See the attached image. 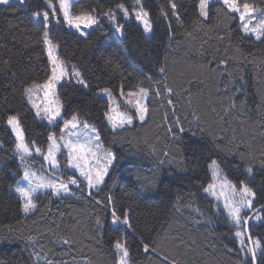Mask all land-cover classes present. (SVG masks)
<instances>
[{
	"label": "trees",
	"instance_id": "trees-1",
	"mask_svg": "<svg viewBox=\"0 0 264 264\" xmlns=\"http://www.w3.org/2000/svg\"><path fill=\"white\" fill-rule=\"evenodd\" d=\"M134 2L74 0V15L94 9L102 24L87 37L62 20L60 24L52 21L50 30L61 58L73 63L88 85L85 88L74 80L61 84L58 94L64 119L78 114L99 129L104 145L117 153L111 179L96 199L103 201L112 195L118 208L130 209L132 228L126 236L118 226H110L111 216L82 191L85 183L73 188L75 195L44 192L35 198V210L27 215L21 210L22 200L13 188L22 178V165L14 155L15 138L7 117L18 115L27 142L41 148L48 145V135L58 133L60 127L40 120L21 91L22 81L43 83L51 74L47 52L39 42L40 29L34 26L38 22L30 16L32 10H43V0H27L15 10L0 6V264H36L30 255L33 248L41 253L39 264H45V258L54 264H115L114 244L125 239L134 264H149V259L151 264H160L155 255L146 259L137 244L141 238L155 239L157 233L185 242L179 245L176 240L179 247L172 255L178 254L186 264H242L236 229L200 187L208 185L211 175L199 157H215L214 145H220L222 171L236 183L243 179L247 166L241 153L256 157L264 153V43L242 32L238 14L218 12V2L212 3L207 20L200 18L198 0H176L179 20L171 14L168 0H144L152 38L142 34L143 27L132 18L121 20L127 36L122 40L103 19L104 13L115 10L117 3L133 11ZM242 2L264 7V0ZM136 46L151 50L150 60L130 57L129 49ZM5 59L10 60L16 77L5 70ZM149 72L154 74L152 81L145 79ZM121 85L126 92L143 86L160 88L161 93L167 85L174 90L170 97L174 108L167 104L169 97L153 94L145 122L135 121L133 126L113 131L104 118L109 101L98 91L109 88L119 93ZM177 117L186 129L183 144L174 143L166 131ZM193 141L206 145L197 155L198 163L191 162L192 152L187 147ZM166 151L177 158L183 153L188 171H181L175 163L158 167ZM255 167L259 169L258 162ZM170 172L171 177L160 184V178ZM62 175L65 180L79 177L66 168ZM262 176L264 173L256 171L250 186L258 188ZM97 219L104 228L98 227ZM250 231L254 238L264 236V227L259 225ZM30 237L36 238L35 244L26 246ZM65 238L72 241L71 246L62 243Z\"/></svg>",
	"mask_w": 264,
	"mask_h": 264
},
{
	"label": "snow or ice",
	"instance_id": "snow-or-ice-1",
	"mask_svg": "<svg viewBox=\"0 0 264 264\" xmlns=\"http://www.w3.org/2000/svg\"><path fill=\"white\" fill-rule=\"evenodd\" d=\"M217 2L221 5L217 9L218 12H223L226 16H235L238 13L239 20L242 22V32L246 36L254 35L257 41L264 43V9L258 8L256 5L248 2L241 4L238 0H217ZM26 3L27 0H16L15 3H13V0H0V6H3L6 10H15L18 6L23 7ZM168 3L171 14L179 20V6L176 0H168ZM43 6V10H32L30 16L38 22L34 26L40 29L41 36L39 42L44 45L47 52L48 61L51 64V74L43 83L22 81L21 91L32 108L36 109L37 117L47 120L49 125H56L58 119L63 120V128L60 129L61 135L59 137L55 133L48 135L47 154H43L41 147L34 144L30 146L25 141L24 130L18 115H9L7 117V125L10 126L12 133L15 134V152L19 156L21 165L24 166L23 180L27 182L26 187L20 186L19 183L15 187V192L19 194L22 200L21 210L27 215L36 209L37 205L34 200V194L41 189H52L51 194L55 196H61L62 194L75 195L71 191L70 185L80 188L81 183H85L86 189L82 191H86L87 196L92 198L97 206H102L108 215L111 216L110 226H118L124 230L126 236L128 230L132 228L130 209L118 208L116 199L112 195L106 196L103 201L96 199V196L104 190V187H107L108 180L111 179V172L118 162L117 153L110 148H105L100 130L94 125H89L87 121H82L78 114H73L71 119H64L62 104H60L58 97L55 100L52 99L55 95L54 90L56 85L66 76H69V73L64 65V61L54 55V52L59 48V44L55 43L50 37L51 21L59 14H62L64 22L70 27L76 28L82 36H85L88 33L81 30V24H83L84 28H91L93 25H96L98 20L96 15L93 14L95 10L82 11L75 16L70 15L72 5L69 3V0H58V6L57 0H43ZM135 6H138L135 10V19L143 25L142 34H151L153 26L149 19L150 14L148 11H145L142 0H135ZM197 8L199 17L207 20L212 8L211 0H198ZM116 10L123 13L124 19L129 18V8L124 3H117ZM257 12L260 13V18L258 23L252 25V21L255 18L254 14ZM104 15L112 21L115 31L119 34L120 38L127 40V36L124 33V25L117 23L116 11L110 9ZM163 15L167 16L168 12H163ZM56 22L60 23L58 19ZM129 56H139L141 61L150 60L152 52L149 49H142L140 46H136L135 50L129 49ZM108 62L111 63L112 61L109 60ZM2 63L9 75L12 77L17 76V72L12 71L9 59L3 60ZM221 63L226 62L221 61ZM145 67H148V65H145ZM159 73L163 75L165 68L161 66ZM144 75L145 79L152 81L154 74L149 72ZM71 76L76 78V83L85 88L88 87L82 73L76 70L75 67H73ZM38 89L43 90L45 103L42 109L33 100V94ZM100 91L109 98L112 97L111 89L103 88ZM121 94L123 95V85H121ZM153 94L156 97L166 95L169 97L167 104L174 108L173 100L170 98L174 94V90L171 87L165 85L164 92L161 93L160 88L151 89L141 86L137 90L127 93L128 97H138L133 105L134 111L121 112L118 114L119 119H117L111 114L115 110L109 105V110L104 113V118L107 121L106 126H110L115 131L117 128L132 126L135 121L145 122L149 113V97ZM128 103L131 104L132 101L129 100ZM165 120H167V117H165ZM81 127L86 131H74ZM197 127H199L198 123ZM166 131L174 143H184L186 129L179 117L167 125ZM201 131L203 130L201 129ZM195 135L196 133L192 132V136L194 137ZM66 136L67 139L65 138ZM61 141H63V145H61ZM0 147H3V145H0ZM61 147L67 149V164L79 172V177L72 175L68 177L67 181L55 178L34 180L33 178L37 176V173L31 171L27 164V158L33 155V149L35 154L43 155V160L52 170L53 177H56V170L60 167L57 153L60 152ZM187 147L192 152L191 162L198 163L197 155L201 153V149L206 148V145L200 144L199 141H193L192 145ZM214 147L217 152L215 157L210 154L207 158H204L201 154L199 158L204 160L206 169L211 170L213 179L218 180L221 179V164L223 163L218 153L222 149L218 144H215ZM163 156L164 159L159 161L158 167L163 166L166 162L168 164L175 163L181 171H188L189 162L183 153L177 158L176 155H172L166 151L163 153ZM241 160L247 164L243 168V179H238L234 184L228 181L226 177L223 178V183L227 184L232 194L230 198L226 199L224 207L227 209L228 222L236 229L234 236L239 241V251L243 254L242 264H264V236L254 238L250 231L256 225L264 227V176L261 177L258 188L255 185L250 186L251 182L255 180L256 171L264 173V153H261L259 157L254 155L245 156L244 153H241ZM257 162L259 163V169L255 167ZM172 172H175V169ZM172 172L168 173V177H161L159 183L163 184L166 178L171 177ZM200 187L204 193L216 195L214 191L216 185L214 183H209L207 186L201 185ZM196 211L199 212L200 210L196 209ZM97 225L100 228L105 227L99 219H97ZM176 240H179V245L185 243L179 237L170 238L167 234L161 236L157 233L155 239L145 240L141 238L137 241V244L142 249V255L146 259L155 255L160 259V264H186V261L178 254L172 255V250L179 247ZM35 241V237H30L26 246L34 245ZM62 243L71 246L72 241L65 238L62 240ZM114 249L117 257L115 264H134L131 248L126 239L123 241L117 240L114 244ZM161 252L164 253L162 257ZM30 255L35 258L36 264H39L41 253L33 248ZM45 264H54V262L45 258ZM85 264H91V262L86 261ZM149 264H151L150 259Z\"/></svg>",
	"mask_w": 264,
	"mask_h": 264
},
{
	"label": "rangeland",
	"instance_id": "rangeland-1",
	"mask_svg": "<svg viewBox=\"0 0 264 264\" xmlns=\"http://www.w3.org/2000/svg\"><path fill=\"white\" fill-rule=\"evenodd\" d=\"M13 2H16V0H13ZM73 2H74V0H69V3L71 4V5H73ZM143 2H144V0H142V4H143ZM214 2H217V0H211V4L212 3H214ZM238 2L239 3H243L242 2V0H238ZM134 5H135V2H134ZM57 6H58V0H57ZM258 8H261V9H264V7H262V6H257ZM72 8V7H71ZM138 8V6H136L135 8H133V11H130L129 10V18L128 19H124V17H123V13L122 12H120V11H118V10H116L115 9V11H116V17H117V23H119V24H123V21L124 22H129V21H131L132 20V18H135V10ZM146 11V10H145ZM238 14V13H237ZM70 15H73V16H75L74 14H73V12H72V9H70ZM95 15V14H94ZM238 16H239V14H238ZM254 16H255V18L253 19V21H252V25H255L256 23H258V20H259V18H260V13L259 12H257V13H255L254 14ZM97 17V16H96ZM57 19L61 22V20L63 21V16H62V14H59L56 18H53L52 19V21H54L56 24H60V23H57L56 21H57ZM103 19L107 22V23H109L112 27H113V29L115 30V27H114V25H113V23H112V21H110L109 20V18L107 17V16H105V17H103ZM150 19V18H149ZM97 20H98V23L96 24V25H93L91 28H84L83 27V24H81V30L82 31H84V32H86V33H88V35H89V32L92 30V29H94V28H96L98 25H100V24H102L101 23V19H98L97 18ZM121 20H123V21H121ZM136 20V19H135ZM51 21V22H52ZM137 21V20H136ZM64 22V21H63ZM66 23V22H65ZM137 23H139L142 27H143V25L139 22V21H137ZM67 24V23H66ZM52 25V24H51ZM51 25H50V30H51ZM68 25V24H67ZM69 26V25H68ZM251 26V25H250ZM70 27V26H69ZM71 29H73L74 31H76V32H78L80 35H81V33H80V31H78L76 28H74V27H70ZM241 28H242V22H241ZM116 32V31H115ZM117 33V32H116ZM118 34V33H117ZM88 35H85V36H83V37H87ZM119 35V34H118ZM82 36V35H81ZM148 38H152V36H153V32L151 33V34H148V35H146ZM248 37H253V38H255V36L254 35H251V36H248ZM54 55L55 56H57L60 60H62V61H64V65H65V67H66V69H67V71H68V73H69V76H66L63 80H61L57 85H56V88H55V95L52 97V99L53 100H55L57 97H58V99H59V102H60V104H62L61 103V100H60V98H59V94H58V91H59V87L61 86V84H63V82H65V81H69V80H74L75 82H76V78L74 77V76H71V73H72V71H73V67H75V65L73 64V63H69V62H67V61H65L64 59H62L61 58V56H60V47L54 52ZM75 69L77 70V68L75 67ZM139 87H141V86H139ZM139 87H137L136 89H134V90H137ZM133 91V90H132ZM127 93L128 92H126V91H124L123 90V95L121 94V90H120V92L119 93H114V92H112V97L111 98H109L108 96H106V95H104V94H102L101 93V91H98V95L100 96V97H102V98H104V99H107L108 101H109V104L111 105V108L112 109H114L115 111H113L111 114L114 116V117H116L117 119H119V113H121V112H131V111H134V109H133V105L135 104V102H136V99H138V97H135V98H133V97H128L127 96ZM33 100L35 101V103L37 104V105H39L40 107H41V109L44 107V95H43V90H36L35 92H34V94H33ZM129 100H131L132 101V103L131 104H129L128 103V101ZM30 104V103H29ZM30 106H31V104H30ZM31 108H32V106H31ZM33 109V108H32ZM33 111H34V113L36 114V109H33ZM62 115H63V107H62ZM40 119V118H39ZM81 119V118H80ZM40 120H42V119H40ZM42 121H44V122H47V120H42ZM48 123V122H47ZM135 123V122H134ZM90 125V124H89ZM134 125V124H133ZM132 125V126H133ZM51 127H54V128H56V127H60L59 128V132L57 133L56 131H53L52 132V134L53 133H55V135L57 136V137H59L60 135H61V131H60V129L61 128H63V120H60V119H58V121H57V124L56 125H50ZM118 129H120V128H117L116 130H118ZM115 130V131H116ZM74 131H76V132H82V131H86V130H84L82 127L81 128H78V129H76V130H74ZM13 136H14V138H15V134L13 133ZM24 136H25V134H24ZM66 139H67V136L65 137ZM25 141L27 142V140H26V137H25ZM28 143V142H27ZM61 143V145H63V141H61L60 142ZM1 144V143H0ZM30 145V144H29ZM31 146V145H30ZM104 147L105 148H107L105 145H104ZM47 148H48V145L46 146V147H44V148H41L42 150H43V154H47ZM113 151V150H112ZM14 155H15V157H16V159L18 160V161H20V159H19V156L16 154V152H15V145H14ZM57 159L59 160V162H60V167H59V169L58 170H56V177H53V175H52V170L49 168V166H48V164L43 160V155H37V154H35V152H34V149H33V155L31 156V157H28L27 158V164H28V166L30 167V169H31V171H33V172H36L37 173V176L36 177H34L33 179L34 180H39L40 178H45V179H47V178H55V179H58V180H64V181H67V180H65L64 179V177H63V175H62V173H63V169L64 168H66L67 169V171H71L72 173H75L76 175H78L79 176V172L76 170V169H73V168H71V167H69L68 166V164H66V162H67V149H65V148H63V147H61V150H60V152L59 153H57ZM23 171H24V166H22V178L18 181V183H19V185L20 186H27V182L26 181H24L23 180ZM210 175H211V180H210V182L209 183H214L215 185H216V187H215V189H214V191H215V193H216V195H210V194H207L209 197H211L212 199H214L215 200V205H216V208H217V210L218 211H221L222 213H224L225 215H226V217H227V209L224 207V204H225V202H226V199L227 198H230L231 197V191H230V189L228 188V186H227V184L226 183H223V178L224 177H226L227 178V180L228 181H231L224 173H223V171H222V173H221V179H213V176H212V172H211V170H210ZM232 182V181H231ZM17 183V184H18ZM208 183V184H209ZM232 183H234V182H232ZM17 184H16V186H17ZM235 184V183H234ZM223 185V186H222ZM15 186V187H16ZM15 187L13 188V190L15 191ZM70 188H71V191L74 193V190H73V188L75 189V185H70ZM47 191H52V189H41V190H39V191H37L35 194H34V200H35V198L38 196V195H40V194H42V193H44V192H47ZM18 194V193H17ZM19 195V194H18ZM63 195V194H62Z\"/></svg>",
	"mask_w": 264,
	"mask_h": 264
}]
</instances>
